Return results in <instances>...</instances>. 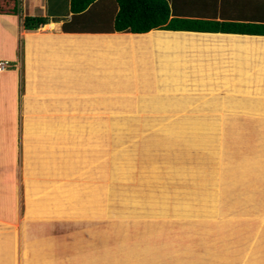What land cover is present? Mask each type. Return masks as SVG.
I'll return each instance as SVG.
<instances>
[{"label":"crops","instance_id":"crops-1","mask_svg":"<svg viewBox=\"0 0 264 264\" xmlns=\"http://www.w3.org/2000/svg\"><path fill=\"white\" fill-rule=\"evenodd\" d=\"M20 1L21 15H34L38 10L49 18V22L35 30H25L18 25V15L0 14V59L13 64L0 72V191L3 194L8 192V186L9 192L13 191V176L19 174L16 173L19 165L14 164L17 158L21 157L24 169L28 168L29 158L38 154L40 160L56 158L52 150L47 152L48 140L59 128L68 127V123L59 119L57 129L55 111L72 105L79 95L135 96L140 98L139 102L136 99V106L160 107H135L133 111L164 108L167 111L204 112L208 113L207 124L212 128H216L212 122L240 115L232 113L231 101L241 97L264 98V34L168 29L144 33L113 32L111 27L117 9L114 0H95L78 14L70 12L69 0H62L66 1L62 12L58 9L61 4H53L51 11L50 0ZM168 4L171 16L175 17L264 24V0H168ZM92 20L97 23H87ZM103 20L107 24L101 23ZM74 21H80V24H73ZM135 35L141 40L139 50L147 56L141 63L145 70L142 66L137 71L135 68V60H138L134 58L132 43ZM157 97L165 99L155 102L157 100L153 98ZM212 108L219 113H211ZM222 111L226 113H220ZM243 116L250 117L245 125L255 126L257 133L254 129L252 135H255V141L260 138L258 142L264 145V114ZM171 125L174 135L181 132L179 137L183 142L203 138L200 145L205 149L208 145L212 148L206 149L212 157L202 158L201 170L197 171L199 184L191 182L188 171L180 173L181 177L186 175V186L193 184L190 189L192 200L184 194L185 190L179 195L172 194L170 189L162 186L159 199L155 193L146 194L145 198L136 192L124 194L121 203L124 211L151 217L175 215L169 212V206L171 212L182 214L184 219H199V228L214 224H211L212 232L225 233L226 239L233 241L232 247L237 241L246 242L238 262V256L232 251L228 255L222 254L220 264H264V249L261 250L258 241H254L264 240V151L260 158L249 157L244 162L227 160L222 147L224 130L209 128L207 134L201 130L191 135L182 125L179 127L174 122ZM147 126L152 127V124ZM103 127L101 122L100 128ZM147 169L149 174L140 175V181L150 192L159 180L158 170H163L169 178L173 165L169 163L168 168L150 157ZM123 173H129L127 167ZM48 177L50 180L46 184L55 190L50 195L54 200L48 209L41 210L42 215L61 214L64 210L57 204L64 200L59 189L64 182L51 173ZM22 178L29 182L26 173ZM163 197H168L170 203L164 202ZM99 201L97 199V203ZM104 202L111 204L107 199ZM113 207L107 209L108 215L115 213L111 211ZM83 208L85 206L77 209L90 215L91 208ZM103 213L100 209L99 214ZM29 222H23L22 239L19 240L24 250L22 255L32 254L31 260H35V264H52L54 261L40 254L33 244L34 234L27 231L26 226ZM1 245L4 250L0 252V263L11 264L15 256L12 251L16 248L15 237L0 240Z\"/></svg>","mask_w":264,"mask_h":264},{"label":"rangeland","instance_id":"rangeland-1","mask_svg":"<svg viewBox=\"0 0 264 264\" xmlns=\"http://www.w3.org/2000/svg\"><path fill=\"white\" fill-rule=\"evenodd\" d=\"M48 2L51 11L54 10L53 4H61L58 8L61 12L65 9L66 1ZM34 15L44 16L38 10ZM91 22L93 20L87 23ZM76 23L80 24V21L73 22ZM96 23L94 21L92 24ZM101 23L107 24L105 20ZM136 99L140 101L135 96L79 95L75 103L55 111L57 129L59 119L68 123V127L59 128L58 133L55 132L56 135L48 140L47 152L52 150L56 158L40 160L38 154L29 158L28 168L25 169L21 157L20 160L17 158L14 164L19 165L16 171L19 174L18 177L13 176V191L9 192L10 186L6 194L0 191V240H9L14 236L16 241L11 264H35V260H31V253L22 255L24 250L19 242L26 220L30 221L26 225L27 231L34 234L33 244L40 254L54 261L52 264H220L222 254L228 255L232 251L238 256L237 262L240 260L246 242L234 241L235 246L232 247L233 241L226 239L225 233L212 232V223L199 228V219H184L182 214L171 212L169 206L167 209L175 215L166 214L163 217L158 214L151 217L139 212L129 214L121 203L124 194L134 192L141 198L155 193L159 199L158 192L162 186L170 189L172 194L179 195L185 190L184 194L190 197L193 184L186 186V175L185 178L180 175L184 170L189 172L191 182L199 184L197 171L201 170L202 158L212 157L206 150H211V145L206 149L200 145L203 138L200 141L185 139L186 142H183L181 132L180 137L171 132V122L179 127L182 125L191 135L201 130L207 134L209 128L224 130L223 155L227 160L244 162L249 157L260 158L264 151V145L258 142L260 138L255 141V135H252L254 129L257 133L255 126L245 125L250 117L238 115L232 119L228 116L218 123L212 122V126L216 127L212 128L207 124L208 113L197 112L199 115H194L193 111L185 110L133 111L135 107H158L136 106ZM101 122L104 123L103 128H100ZM148 123L152 127H148ZM250 142L252 144L248 146ZM150 157L168 165V168L169 163L172 164L173 170L166 178L164 171L159 169L157 185L154 191L148 192L140 181V175L149 174L147 165ZM125 167L128 174L123 173ZM180 167L183 170H179ZM25 173L29 176V182L22 178ZM50 173L64 182L63 186H59L64 200L57 204L64 212L42 215L41 210L48 209L54 200L50 195L55 190L46 184L50 180ZM124 177L128 179H122ZM97 199L100 203H97ZM105 199L110 200L111 204H106ZM163 199L170 203L168 197ZM206 204L209 205V202ZM112 205L111 211L115 213L108 215L106 211ZM84 206L83 209L91 208L90 215L77 209ZM100 209L104 210L103 214H99ZM254 241H258L261 250L264 249L262 238ZM0 250H4L2 245Z\"/></svg>","mask_w":264,"mask_h":264},{"label":"trees","instance_id":"trees-1","mask_svg":"<svg viewBox=\"0 0 264 264\" xmlns=\"http://www.w3.org/2000/svg\"><path fill=\"white\" fill-rule=\"evenodd\" d=\"M95 0H69V10L72 14L83 12ZM117 6V11L114 14L111 31L113 32H131L144 33L152 29H168V30H193V31H227V32H248L256 34H264V24L258 23H239V22H217L203 19H189L183 17L171 16L170 6L168 0H114ZM21 3L20 0H0V14L18 15L20 27L25 30H35L40 26L49 22L46 16H35L20 14ZM139 36L132 38L133 51L136 71L147 56L139 50L140 41L137 40ZM21 49V46H20ZM136 79H139L135 75ZM97 95V94H95ZM101 95V94H99ZM58 100V98H56ZM161 102L165 98H153ZM71 101V100H70ZM150 101H154L151 100ZM76 102V101H75ZM74 102V103H75ZM118 102V101H117ZM174 107V105H173ZM230 107L233 114L259 116L264 114V98L257 97L250 99L241 97L240 99L230 102ZM160 108V107H157ZM163 111L164 108H161ZM158 109L157 111H160ZM221 109V107H220ZM63 110H66L63 108ZM176 111V110H173ZM198 112V111H193ZM192 112V113H193ZM190 113V112H189ZM211 113L216 112L212 108ZM220 113H226L224 111Z\"/></svg>","mask_w":264,"mask_h":264},{"label":"built area","instance_id":"built-area-1","mask_svg":"<svg viewBox=\"0 0 264 264\" xmlns=\"http://www.w3.org/2000/svg\"><path fill=\"white\" fill-rule=\"evenodd\" d=\"M12 63L6 59H0V72L12 67Z\"/></svg>","mask_w":264,"mask_h":264},{"label":"clouds","instance_id":"clouds-1","mask_svg":"<svg viewBox=\"0 0 264 264\" xmlns=\"http://www.w3.org/2000/svg\"><path fill=\"white\" fill-rule=\"evenodd\" d=\"M116 4V3H115ZM117 7V6H116ZM116 11H117V9H116ZM116 13V12H115ZM114 18V17H113ZM13 67V66H12Z\"/></svg>","mask_w":264,"mask_h":264}]
</instances>
